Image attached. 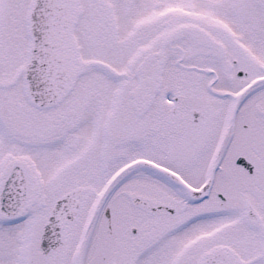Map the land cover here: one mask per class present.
<instances>
[{
    "label": "snow or ice",
    "instance_id": "snow-or-ice-1",
    "mask_svg": "<svg viewBox=\"0 0 264 264\" xmlns=\"http://www.w3.org/2000/svg\"><path fill=\"white\" fill-rule=\"evenodd\" d=\"M0 264H264V0H0Z\"/></svg>",
    "mask_w": 264,
    "mask_h": 264
}]
</instances>
